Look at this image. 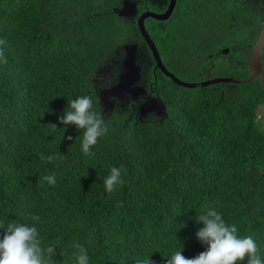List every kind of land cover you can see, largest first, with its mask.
I'll list each match as a JSON object with an SVG mask.
<instances>
[{
	"label": "trees",
	"instance_id": "16d2710c",
	"mask_svg": "<svg viewBox=\"0 0 264 264\" xmlns=\"http://www.w3.org/2000/svg\"><path fill=\"white\" fill-rule=\"evenodd\" d=\"M114 6L0 0V39L7 41L0 46L7 60L0 61V239L9 223L24 224L36 227L42 248L55 247V264H77V245L88 264H167L178 250L186 258L206 251L196 221L215 210L238 238H253L264 260V130L255 82L222 98L211 87L180 89L195 93L183 96L169 81L167 117L135 121L116 109L104 116L107 133L89 155L84 130L59 123L68 101L81 96L102 112L97 89L122 69L121 45L133 35ZM121 165L124 182L109 193L104 180ZM52 174L50 185L43 177Z\"/></svg>",
	"mask_w": 264,
	"mask_h": 264
},
{
	"label": "flooded vegetation",
	"instance_id": "af4514ba",
	"mask_svg": "<svg viewBox=\"0 0 264 264\" xmlns=\"http://www.w3.org/2000/svg\"><path fill=\"white\" fill-rule=\"evenodd\" d=\"M112 14L123 19L133 33L129 42L121 45L122 55L118 58L122 69L112 77H104L103 86L97 89L101 93L117 84L124 72L123 61L127 53L126 45H136L135 64L140 75L123 94L108 97V110L100 106L104 116L111 115L116 109L129 112V119L142 121L151 117H167V108L141 113V109L152 102L166 107V93L169 89L183 96L194 95L180 89L195 90L204 88H185L156 69V61L150 46L145 42L138 21L142 15L153 14L161 19L147 17L145 27L155 43L165 68L180 81L196 84L221 79L234 81L247 80L256 74L255 91L259 94L256 106L257 119L262 125L264 115V46L259 55L260 68L253 69V51L264 40V0H115ZM128 2V3H127ZM130 5L125 9L124 4ZM126 10L127 15L121 12ZM158 33V41L154 36ZM156 38V39H155ZM174 42V48L168 52L165 43ZM171 81L175 84L167 88ZM218 85H220L218 87ZM225 85V87H221ZM240 83L216 82L211 87L223 98L227 92ZM261 89V90H260ZM260 91V92H258ZM100 101V100H99ZM160 112V113H159ZM263 127V125H262ZM264 130V127H263Z\"/></svg>",
	"mask_w": 264,
	"mask_h": 264
},
{
	"label": "clouds",
	"instance_id": "9594fccd",
	"mask_svg": "<svg viewBox=\"0 0 264 264\" xmlns=\"http://www.w3.org/2000/svg\"><path fill=\"white\" fill-rule=\"evenodd\" d=\"M6 40L0 39V46L6 44ZM0 61L7 63L3 51L0 50ZM68 108L59 118V123L67 126L75 125L83 131L82 151L85 155L90 154V149L97 143L98 137L107 133V126L103 113L93 110V98L81 96L75 100L68 101ZM57 129L56 125H51ZM69 141L72 140L68 136ZM42 161H52L53 156L45 157L41 154ZM123 165L119 168L112 167L110 174L104 180L107 192L111 193L119 184H123ZM43 180L52 185L56 182L54 174L43 177ZM42 186V185H41ZM33 220H39L38 216ZM198 224H202L197 233V239L206 245V251L201 252L194 258H186L182 251H176L167 260V264H237L247 257V264H264L257 255V245L251 236L238 238L235 225L226 226L215 210H208L205 214L198 215ZM36 227L24 224L9 223L0 239V264H55L56 250L54 246L42 248L41 240L38 238ZM79 253L76 257L77 264H88L89 257L83 246L77 245Z\"/></svg>",
	"mask_w": 264,
	"mask_h": 264
},
{
	"label": "water",
	"instance_id": "95a60500",
	"mask_svg": "<svg viewBox=\"0 0 264 264\" xmlns=\"http://www.w3.org/2000/svg\"><path fill=\"white\" fill-rule=\"evenodd\" d=\"M128 3V2H127ZM125 3L124 7L125 9L129 8L130 5ZM126 10H123L120 14L122 15H127L128 13H125ZM147 17H153V18H157V19H161L158 16H155L153 14H148L146 16L142 15V17L139 18L138 21V25H139V29L141 31V34L145 40V42L150 46L151 52L155 58V61L157 63L156 65V69L161 70L167 77H169L170 79H172L174 82H176L178 85H181L185 88H205L210 84H214L216 82H230V83H242V84H247L252 82L255 78H256V74L252 75L250 78H248L247 80H242V81H234V80H230V79H221V80H215V81H210V82H204V83H196V84H189V83H185L180 81L178 78H176L173 74H171L170 72H168V70L165 68L163 61L161 60L159 51L155 45V43L153 42V40L151 39L150 35L147 32V29L145 27L144 21ZM264 46V40L262 39L259 46L256 47L253 51V60H252V65H253V69L254 70H258L260 68V63H259V55L260 52L262 51V48ZM136 50H137V46L136 45H126L124 46V51L127 53L126 57L124 58L123 61V65H124V72L121 74V76L119 77V80L117 82V84H115L113 87H111L110 89H106L104 90L100 97H99V105L104 107L106 110H108V97L109 96H118L120 94H123L125 91H127L130 86L137 81V79L139 78L140 75V69L136 66L135 64V56H136ZM150 105H153L152 107L150 106H145L144 108L141 109V113L144 114L145 112H151L154 110H164L166 109L165 105L163 103H161V105H158L155 102H152ZM160 113V112H159ZM259 114L264 115V111L259 110L258 111ZM262 125L264 127V119L262 121Z\"/></svg>",
	"mask_w": 264,
	"mask_h": 264
},
{
	"label": "rangeland",
	"instance_id": "374dc122",
	"mask_svg": "<svg viewBox=\"0 0 264 264\" xmlns=\"http://www.w3.org/2000/svg\"><path fill=\"white\" fill-rule=\"evenodd\" d=\"M123 39L125 40V37H124ZM124 40H123V41H124Z\"/></svg>",
	"mask_w": 264,
	"mask_h": 264
}]
</instances>
